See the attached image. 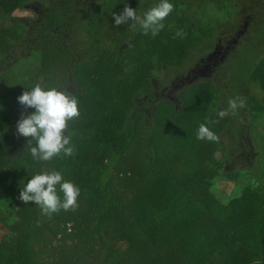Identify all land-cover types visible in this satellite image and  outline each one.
<instances>
[{
	"label": "trees",
	"instance_id": "1",
	"mask_svg": "<svg viewBox=\"0 0 264 264\" xmlns=\"http://www.w3.org/2000/svg\"><path fill=\"white\" fill-rule=\"evenodd\" d=\"M249 1L172 0L152 36L111 15L157 0H0V264H264V0ZM239 31L228 65L182 89L178 107L165 97ZM36 83L78 101L70 156L33 160L16 132L34 110L16 98ZM230 99L242 104L218 117ZM201 123L215 141L196 138ZM131 147L137 178L119 166ZM42 170L79 187L72 211L19 199ZM112 179L134 192L111 195Z\"/></svg>",
	"mask_w": 264,
	"mask_h": 264
},
{
	"label": "clouds",
	"instance_id": "2",
	"mask_svg": "<svg viewBox=\"0 0 264 264\" xmlns=\"http://www.w3.org/2000/svg\"><path fill=\"white\" fill-rule=\"evenodd\" d=\"M172 10V0H157L152 7L145 10L138 12L137 9L125 6L119 15L112 13L111 16L115 26L128 24L132 28L138 27L145 34L151 33L155 36L164 27L163 21ZM175 35L182 36V30H177ZM16 99L25 109H34L27 115L21 113L16 123V132L20 136L31 137L27 141V147L33 160L49 161L61 154L70 156L73 147L66 131V122L79 115L75 96L57 87H42L36 83L30 89H25ZM240 104L242 101L230 99L227 109L218 111L217 116L224 117ZM211 123L214 121L208 122ZM208 124L201 123L198 126V140L217 139ZM59 193H62V197ZM79 195V187L69 180H64L56 170H42L30 175L27 183L23 181L19 191V199L22 202H34L47 213L75 208Z\"/></svg>",
	"mask_w": 264,
	"mask_h": 264
},
{
	"label": "rangeland",
	"instance_id": "3",
	"mask_svg": "<svg viewBox=\"0 0 264 264\" xmlns=\"http://www.w3.org/2000/svg\"><path fill=\"white\" fill-rule=\"evenodd\" d=\"M245 1V6H247L249 3H250V1L249 0H244ZM257 1V0H256ZM253 4H255V3H253ZM258 11H257V9L256 8H254L253 10H252V12H250L249 14H248V17L249 18H253L254 20H256L257 19V16H256V13H257ZM13 15H17V16H30L31 14L30 13H26V12H15ZM239 20H240V23H239V26L241 27V26H243L244 24L246 25V28H247V30L249 29V27H250V25H251V21L250 20H248L247 18H246V16H244L243 18H239ZM218 33L219 32H217L216 34L218 35ZM240 33V32H239ZM235 35V34H234ZM234 35H232V34H229V35H227V36H224V40H222L221 39V41H222V44L223 45H228V46H230L229 47V49H227V50H223L222 51V54L221 55H218L215 59H214V68L216 69L217 67H221L222 65H225V63H226V61L228 60V58H229V56H231V54H232V51H233V49L235 50V48H233L234 47V44L236 43V41H238L239 39V37L241 36V35H243V34H240L237 38H235L234 37ZM238 35V34H237ZM233 44V45H232ZM209 53H211V52H209ZM209 53H207V54H209ZM207 54H205V56L207 55ZM226 65H228V64H226ZM225 65V66H226ZM168 76V78H171V76L170 75H167ZM206 77V75L205 76H196V77H194V79H191V80H189L188 82H185V84H183V85H181V86H179V87H177L176 89H174L171 93H165L164 95H165V97L166 98H168V99H170L171 98V96H172V98L174 99L173 100V102H176L177 104L175 105L176 107H178V102L175 100V97H177V94L182 90V89H184V88H186V87H188V86H190V85H193V84H195L196 82H198V80H201V79H203V78H205ZM171 80H169V84H171L172 83V81L170 82ZM185 91V90H184ZM245 92H249V90H247V91H245ZM255 92L256 93H254V94H258L257 93V90H255ZM234 94V90L233 91H231V95H233ZM242 94H244L245 95V93H242ZM190 95V94H189ZM193 99H194V97H193ZM180 105V104H179ZM219 107V106H218ZM0 127H2L3 126V122H0ZM246 129L248 130V127L246 126ZM137 148H139L140 146H136ZM132 149H134V148H130L129 149V151H128V153L126 154V156L125 157H123V159L120 161V163H119V166H122V168L123 169H125V168H127V170L129 171V173H130V170H129V164H131V159H130V155L132 154ZM126 170H125V172L124 173H119L120 175H118L117 177H119V176H122L123 178H124V176H126ZM240 173H242V172H237L236 174L238 175V174H240ZM130 175H132V177L133 178H137V175L138 174H136V172H134V173H130ZM240 180H242V177H240L239 178ZM220 180V178L218 179V181ZM136 181V180H135ZM220 181H223V179L222 180H220ZM224 182V181H223ZM215 187L217 188V190H219V191H222V189H221V186L219 185V184H217V185H215ZM131 189V191H129ZM108 192L111 194V195H117L121 200H125V199H127L128 198V195L130 194V193H132V192H134V190H133V186H132V183L130 182V180H127V181H125V183H118L117 182V180L116 179H112L111 180V182L109 183V186H108ZM227 193H228V191H226ZM61 195V197H62V194H60ZM78 202H79V199L77 198V204H76V206L78 205ZM98 205V204H97ZM61 211H63V212H70V211H72V209L71 208H69L68 210H64V209H60ZM97 211L99 210V207H97V209H96ZM50 215V214H49ZM77 220H79V219H77ZM68 230L65 232V234L67 235V234H69V232H70V227H68V225H67V227H66ZM4 233H5V231H1L0 230V240H1V237H2V235H4ZM71 241L72 240H69V238L67 237V236H65L64 237V242H65V246H69L70 245V243H71Z\"/></svg>",
	"mask_w": 264,
	"mask_h": 264
},
{
	"label": "flooded vegetation",
	"instance_id": "4",
	"mask_svg": "<svg viewBox=\"0 0 264 264\" xmlns=\"http://www.w3.org/2000/svg\"><path fill=\"white\" fill-rule=\"evenodd\" d=\"M245 25V24H244ZM241 34V31H239ZM238 34V35H239ZM237 34L234 35L235 38L238 36ZM230 46L223 45L222 41H218V44L216 46V49L211 53V55L208 57L206 63L203 65L195 64L193 67H191L185 75L175 79L171 84H169V90L167 93H171L174 89L177 87L185 84V82H188L191 79H194L196 76H205L210 72V66H214V59L222 54L223 50L229 49ZM165 90V89H163ZM172 97V96H171Z\"/></svg>",
	"mask_w": 264,
	"mask_h": 264
}]
</instances>
